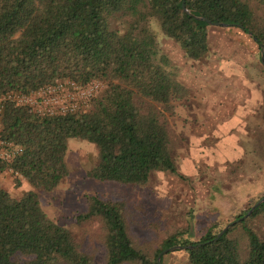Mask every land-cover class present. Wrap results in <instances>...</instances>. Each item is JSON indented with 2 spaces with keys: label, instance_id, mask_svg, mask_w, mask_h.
<instances>
[{
  "label": "trees",
  "instance_id": "1",
  "mask_svg": "<svg viewBox=\"0 0 264 264\" xmlns=\"http://www.w3.org/2000/svg\"><path fill=\"white\" fill-rule=\"evenodd\" d=\"M193 16L248 35L264 71V0H0V95L62 78L103 83L84 108L66 114L40 116L3 102L0 136L20 151L9 163L0 161V172L10 168L13 187L25 182L30 188L15 196L0 185V264H94L98 248L103 264H157V253L172 245H195L179 250L180 264H264V234L251 224H264V201L216 240L221 227L213 223L195 240L183 227L152 243L131 238L121 199L84 194L85 210L72 217L79 237L39 207L35 191L54 189L69 173L70 138L94 147V163L84 171L89 179L133 186L144 185L153 172L176 174L169 118L181 116L193 91L161 50L150 20L186 60L202 62L211 25ZM253 130L248 138L264 167V125ZM263 196L264 190L252 204ZM170 254L159 263L169 264Z\"/></svg>",
  "mask_w": 264,
  "mask_h": 264
},
{
  "label": "rangeland",
  "instance_id": "2",
  "mask_svg": "<svg viewBox=\"0 0 264 264\" xmlns=\"http://www.w3.org/2000/svg\"><path fill=\"white\" fill-rule=\"evenodd\" d=\"M150 21L161 50L193 91L181 116L169 118L175 131L171 158L176 174L153 172L144 185L133 186L95 181L84 175L94 163V147L85 140L68 139V175L54 189L35 192L40 209L74 236L82 232L74 228L72 217L85 210L84 194L125 201L131 238L152 243L176 228H189L193 240L205 226L214 223L222 228L264 190L257 144L248 138L254 128L264 125V71L256 65L254 42L235 27L211 25L209 56L191 62L162 35L155 19ZM4 174L0 185L10 194L30 188L25 182L14 188L10 174ZM251 224L264 234L262 222ZM84 241L89 242L88 236ZM177 250L167 257L169 264L182 263L183 254ZM94 264H103L100 248Z\"/></svg>",
  "mask_w": 264,
  "mask_h": 264
},
{
  "label": "built area",
  "instance_id": "3",
  "mask_svg": "<svg viewBox=\"0 0 264 264\" xmlns=\"http://www.w3.org/2000/svg\"><path fill=\"white\" fill-rule=\"evenodd\" d=\"M103 88L102 81L95 79L86 84H79L72 79L62 78L47 83L28 93L6 92L0 95V108L8 101L15 105L26 106L40 116H51L79 111L89 99ZM17 145L0 136V161L9 163L19 153ZM4 172L12 173L10 168ZM15 175H17L14 172Z\"/></svg>",
  "mask_w": 264,
  "mask_h": 264
},
{
  "label": "water",
  "instance_id": "4",
  "mask_svg": "<svg viewBox=\"0 0 264 264\" xmlns=\"http://www.w3.org/2000/svg\"><path fill=\"white\" fill-rule=\"evenodd\" d=\"M181 8L182 10L189 14V11L184 7V3L182 2L181 3ZM194 18L196 19H199V20H202V21H205L207 24L209 25H217V26H224L225 24L223 23H215V22H211L203 17H197V16H193ZM259 62H260V65L262 67H264V61H263V47L260 46V50H259ZM262 201H264V196L263 197H260L257 201H255L248 209L247 211L245 212L244 215H242L240 218L234 220V221H231L229 223H227L226 225H224L217 233L216 235L214 236V238L212 240H216L226 229H228L234 222L238 221V220H241L243 219L244 217H246L247 215L250 214V212L258 205L260 204ZM195 245H188V246H182V245H172V246H169V247H166V248H163L161 249L157 255H156V263L157 264H160L159 263V258L162 254H165L167 252H171V251H174V250H177V249H182V248H193Z\"/></svg>",
  "mask_w": 264,
  "mask_h": 264
},
{
  "label": "crops",
  "instance_id": "5",
  "mask_svg": "<svg viewBox=\"0 0 264 264\" xmlns=\"http://www.w3.org/2000/svg\"><path fill=\"white\" fill-rule=\"evenodd\" d=\"M4 173H5L4 171L0 172V180H1V177H3L5 175ZM2 179H4V178H2Z\"/></svg>",
  "mask_w": 264,
  "mask_h": 264
}]
</instances>
